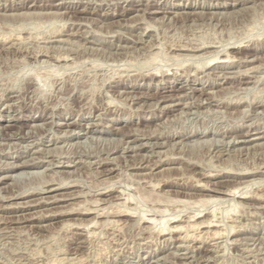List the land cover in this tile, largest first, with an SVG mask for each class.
<instances>
[{
  "label": "rangeland",
  "instance_id": "obj_1",
  "mask_svg": "<svg viewBox=\"0 0 264 264\" xmlns=\"http://www.w3.org/2000/svg\"><path fill=\"white\" fill-rule=\"evenodd\" d=\"M0 9V264H264V0Z\"/></svg>",
  "mask_w": 264,
  "mask_h": 264
},
{
  "label": "bare ground",
  "instance_id": "obj_2",
  "mask_svg": "<svg viewBox=\"0 0 264 264\" xmlns=\"http://www.w3.org/2000/svg\"><path fill=\"white\" fill-rule=\"evenodd\" d=\"M49 2H50V1H49ZM154 3H155V2H154ZM49 4H50V3H49ZM231 4H232V3H231ZM179 5H180V4H179ZM44 6H45V5H44ZM209 6H210V5H209ZM11 7H12V6H11ZM123 7H124V6H123ZM210 7H211V6H210ZM17 8H18V7H17ZM17 8H16V9H17ZM149 8H150V7H149ZM16 9H15V10H16ZM156 9H157V8H156ZM159 9H160V8H159ZM0 10H1V9H0ZM184 11H185V10H184ZM75 12H76V11H75ZM91 12H92V11H91ZM142 12H143V11H142ZM158 12H159V11H158ZM78 13H79V12H78ZM161 14H162V13H161ZM137 16H138V14H137ZM167 17H168V16H167ZM169 17H170V16H169ZM169 17H168V18H169ZM169 20H171V19H169ZM147 23H148V22H147ZM149 24H150V23H149ZM56 33H57V32H56ZM56 33H55V34H56ZM4 35H5V34H4ZM11 35H12V34H11ZM72 35H73V34H72ZM0 36H1V35H0ZM15 36H16V35H15ZM19 36H20V35H19ZM56 36H57V35H56ZM3 37H4V36H3ZM10 37H11V36H10ZM5 38H6V37H5ZM5 38H3V39L5 40ZM19 38H21V37H19ZM22 38H23V37H22ZM0 39H1V38H0ZM12 39H13V38H12ZM14 39H15V38H14ZM57 39H58V38H57ZM20 40H21V39H20ZM42 40H43V39H42ZM62 40H63V39H62ZM66 40H67V39H66ZM50 41H51V40H50ZM55 41H56V40H55ZM4 43H5V41H4ZM4 43H3V44H4ZM6 44H7V43H6ZM9 44H10V43H9ZM204 45H205V44H204ZM8 46H9V45H8ZM11 46H12V45H11ZM153 46H154V45H153ZM13 47H14V45H13ZM117 47H118V46H117ZM181 47H182V46H181ZM205 47H206V46H205ZM187 48H188V47H187ZM203 48H204V47H203ZM181 49H182V48H181ZM184 49H185V48H184ZM47 50H48V49H47ZM181 51H182V50H181ZM189 51H190V50H189ZM47 52H48V51H47ZM156 52H157V51H156ZM191 52H192V51H191ZM158 53H159V52H157V54H158ZM181 53H182V52H181ZM43 54H44V53H43ZM157 54H155V55H157ZM227 54H228V53H227ZM153 55H154V54H153ZM187 55H188V54H187ZM195 55H196V54H195ZM195 55H194V56H195ZM225 55H226V54H225ZM159 56H160V55H159ZM189 56H191V55H189ZM189 56H188V58H189ZM197 56H199V55H197ZM215 56H217V55H215ZM215 56H213V58H216ZM226 56H227V55H226ZM232 56H233V55H232ZM62 57H63V56H62ZM65 57H66V56H65ZM153 57H154V56H153ZM157 57H158V56H157ZM157 57H156V58H157ZM209 57H210V56H209ZM228 57H229V56H227V58H228ZM67 58H69V57H67ZM158 58H159V57H158ZM182 58H185V57H182ZM190 58H191V57H190ZM190 58H189V59H190ZM256 58H257V57H256ZM151 59L154 60L155 57H154V58H151ZM216 59H217V58H216ZM221 59H222V58H221ZM228 59H229V58H228ZM253 59H254V58H253ZM209 60H210V59H209ZM213 60H214V59H213ZM233 60H234V59H233ZM245 60H246V59H245ZM250 60H251V59H250ZM156 61H157V59H156ZM160 61H161V60H160ZM221 61H222V60H221ZM226 61H227L226 59H223L222 62L225 63ZM230 61H231V60H230ZM230 61H228V62H230ZM209 62H211V61H209ZM212 62H214V61H212ZM218 63H219V62H218ZM248 64H249V63H248ZM221 65H222V64H221ZM157 67H158V66H157ZM155 69H156V68H155ZM252 70H254V69H252ZM245 72H247V71H245ZM249 72H251L250 69H249ZM257 72H258V70H257ZM163 73H164V72H163ZM222 73H223V72H222ZM252 73H253V72H252ZM164 74H165V73H164ZM243 74H244V73H243ZM218 75H219V74H218ZM224 75H225V74H224ZM226 77H227V75H226ZM245 77H246V76H245ZM201 78H202V77H201ZM222 78H223V77H222ZM192 83H193V82H192ZM213 85H214V84H213ZM220 86H221V85H220ZM246 87H247V86H246ZM194 88H195V87H194ZM200 89H201V88H200ZM171 90H172V89H171ZM205 90H206V89H205ZM168 91H169V90H168ZM209 91H210V90H209ZM209 91H208V92H209ZM119 92H120V91H119ZM184 93H185V92H184ZM203 93H204V92H203ZM150 96H151V95H150ZM180 96H181V95H180ZM190 96H191V95H190ZM134 98H135V97H134ZM170 98H171V97H170ZM190 98H191V97H190ZM178 99H180V98H178ZM167 100H168V99H167ZM239 101H240V100H239ZM188 102H190V101H188ZM176 103H177V102H176ZM181 103H182V102H181ZM183 103H184V102H183ZM183 103H182V105L185 104V103H184V104H183ZM191 103H192V102H191ZM191 103H190V104H191ZM202 103H203V102H202ZM192 105H193V104H192ZM199 105H200V104H199ZM159 106H160V105H159ZM184 106H185V105H184ZM167 107H168V106H167ZM185 107H186V106H185ZM239 107H240V106H239ZM189 109H190V108H189ZM166 113H167V112H166ZM35 119H36V118H35ZM31 121H32V120H31ZM136 122H137V121H136ZM63 124H64V123H63ZM93 124H94V123H93ZM71 125H72V124H71ZM6 126H7V125H6ZM7 127H8V126H7ZM32 127H33V125H32ZM34 127H35V126H34ZM36 127H37V126H36ZM95 127H96V126H95ZM91 128H92V127H91ZM33 129H34V128H33ZM65 129H66V128H65ZM19 130H20V129H19ZM138 130H139V129H138ZM64 131H65V130H64ZM20 133H21V131H20ZM27 133H28V132H27ZM252 133H253V132H252ZM9 134H10V133H9ZM9 134H8V135H9ZM12 134H13V133H12ZM64 134H65V132H64ZM68 134H69V133H68ZM24 135H25V134H24ZM229 136H230V135H229ZM233 136H234V135H233ZM238 136H240V135H238ZM17 137H18V136H17ZM149 137H150V136H149ZM224 137H225V136H224ZM253 137H254V136H253ZM61 138H62V137H61ZM135 138H136V137H135ZM141 138H142V137H141ZM150 138H151V137H150ZM262 138H264V135H263L262 137H261V136H260V137H259V136H258V137H255V139H253V140L262 139ZM138 139H139V138H138ZM158 139H159V138H158ZM231 139H232V138H231ZM250 139H251V138H250ZM52 140H53V139H52ZM54 140H55V139H54ZM251 140H252V139H251ZM253 140H252V141H253ZM132 141H133V140H132ZM139 141H140V140H139ZM156 141H157V140H156ZM230 141H231V140H230ZM252 141H251V142H252ZM55 142H56V141H55ZM136 142H137V141H136ZM201 142H202V141H201ZM234 142H235V141H234ZM236 142H237V141H236ZM155 143H156V142H155ZM197 143H198V141H197ZM229 143H230V142H229ZM131 144H132V143H131ZM144 144H145V143H144ZM160 144H161V143H160ZM176 144H177V143H176ZM204 144H205V143H204ZM145 145H146V144H145ZM162 145H163V144H162ZM228 145H229V144H228ZM234 145H235V144H234ZM136 146H137V145H136ZM155 146H156V145H155ZM134 147H135V146H134ZM137 147H138V146H137ZM148 147H149V146H148ZM235 147H236V146H235ZM135 148H136V147H135ZM247 148H248V147H247ZM121 149H122V148H121ZM124 149H125V148H124ZM127 149H128V148H127ZM47 150H48V149H47ZM239 150H240V149H239ZM225 151H226V150H225ZM243 151H244V150H243ZM32 152H33V151H32ZM44 152H46V151H44ZM48 152H49V151H48ZM157 154H158V153H157ZM159 154H160V152H159ZM136 155H137V154H136ZM35 156H36V155H35ZM108 157H109V156H108ZM22 158H23V157H22ZM39 158H41V157H39ZM31 160H32V159H31ZM35 160H36V159H35ZM71 160H72V159H71ZM43 161H44V159H43ZM23 162H24V161H23ZM26 162H27V160H26ZM56 162H57V161H56ZM153 162H154V161H153ZM24 163H25V162H24ZM28 163H29V162H28ZM51 163H52V162H51ZM78 163H79V162H78ZM54 164H55V163H54ZM12 165H13V164H12ZM12 165H10V167H11ZM44 165H45V164H44ZM60 165H61V164H60ZM24 166H25V165H24ZM54 166H55V165H54ZM15 167H17V166H15ZM100 167H101V166H100ZM49 170H50V169H49ZM106 170H107V169H106ZM253 171H254V170H253ZM56 172H57V171H56ZM69 172H70V171H69ZM22 173H23V172H22ZM22 173H21V174H22ZM239 174H240V173H239ZM242 174H244V173H242ZM19 175H20V173H19ZM209 175H211V174H209ZM3 179H4V178H3ZM62 181H63V180H62ZM73 183H74V182H73ZM199 183H200V182H199ZM62 184H63V183H62ZM205 184H206V183H205ZM210 184H211V183H210ZM67 185H68V184H67ZM75 185H76V184H75ZM206 185H207V184H206ZM69 186H71V185H69ZM213 187H214V186H213ZM110 188H111V187H110ZM208 188H209V187H208ZM237 188H238V187H237ZM108 189H109V188H108ZM233 189L235 190V187H233ZM239 189H240V186H239ZM44 190H45V189H44ZM114 191H115V190H114ZM230 191H231V190H230ZM232 191H233V190H232ZM232 191H231V192H232ZM104 192H105V190H104ZM216 192H217V191H216ZM220 192H221V191H220ZM228 192H229V190H228ZM236 192H237V191H236ZM234 193H235V192H234ZM251 194H252V193H251ZM122 195H123V194H122ZM122 195H121V196H122ZM20 196H21V194H20ZM242 196H243V195H242ZM247 196H249V195H247ZM110 198H111V197H110ZM122 198H124V197H122ZM122 198H121V199H122ZM125 198H126V196H125ZM240 198H241V196H240ZM216 199H217V198H216ZM218 199H219V198H218ZM218 199H217V200H218ZM103 200H104V199H103ZM211 200H214V199H211V198H209V199L204 198L203 200L201 199V201H202V203H203L202 205H204V203H210ZM95 201H96V200H95ZM131 201H132V200H131ZM196 201H197V200H196ZM199 201H200V199H199ZM201 201H200V202H201ZM194 202H195V199H194ZM200 202H199V204H200ZM132 203H133V202H132ZM192 203H193V201H192ZM211 203H212V202H211ZM211 203H210V204H211ZM99 204H100V203H99ZM125 204H126V203H125ZM127 204H128V203H127ZM129 204H130V203H129ZM189 204H190V203H189ZM195 204H198V203L195 202ZM214 204H215V203H214ZM200 205H201V204H200ZM202 205H201V207H202ZM205 205H206V204H205ZM234 205H235V204H234ZM193 206H194V205H193ZM239 206H240V205H239ZM244 206H245V205H244ZM238 208H239V207H238ZM154 209H156V208H154ZM119 210H120V209H119ZM125 210H126V209H125ZM90 211H91V210H90ZM104 211H105V210H104ZM209 211H210V210H209ZM102 212H103V210H102ZM110 212H111V211H110ZM130 212L132 213V211H130ZM154 212H157V209H156V211L154 210ZM165 212H166V211L164 210V214H165ZM192 212H193V211H192ZM207 212H208V211H207ZM80 213H82V212H80ZM85 213H86V212H85ZM91 213H92V212H91ZM134 213H135V212H134ZM189 213H190V212H189ZM195 213H196V212H195ZM195 213H194V214H195ZM78 214H79V213H78ZM99 214H100V212H99ZM109 214H110V213H109ZM119 214H120V213H119ZM141 214H142V213H141ZM146 214H147V213H146ZM173 214H174V213H173ZM194 214H193V215H194ZM198 214H199V213H198ZM133 215H134V214H133ZM133 215H132V216H133ZM98 216H100V215H98ZM102 216H103V215H102ZM113 216H114V215H113ZM147 216H148V215H147ZM190 216H191V215H190ZM190 216H189V217H190ZM200 216H201V214H200ZM140 217H141V216H140ZM166 217H167V216H166ZM176 217H177V216H176ZM180 217H181V216H180ZM153 218H154V217H153ZM153 218H150V219L152 220ZM168 218H169V217H168ZM168 218H167V219H168ZM171 218H172V217H171ZM171 218H170V219H171ZM190 218H191V217H190ZM194 218H195V217H194ZM205 218H206V217H205ZM143 219H144V218H143ZM167 219H166V221H167ZM173 219H174V218H173ZM178 219H179V218H178ZM211 219H212V218H211ZM189 220H190V219H188V221H189ZM214 220H215V217H214ZM140 221H141V220H140ZM149 221H150V220H149ZM152 221H153V220H152ZM155 221H156V220H155ZM158 221H159V220H158ZM171 221H172V220H171ZM171 221H170V222H171ZM181 221H182V220H181ZM186 221H187V220H186ZM191 221H192V219H191ZM208 221H209V220H208ZM219 221H220V220H219ZM112 222H113V221L111 220V223H112ZM115 222H116V220H115ZM120 222H121V221H120ZM144 222H145V221H144ZM163 222H165V220H164ZM195 222H196V221H195ZM91 223H94V225H95V224H98V223H95V222H93V221H92ZM104 223H105V222H104ZM116 223H117V222H116ZM206 223H207V222H206ZM218 223H219V222H218ZM118 224H119V223H118ZM156 224H158V223H156ZM159 224H160V223H159ZM164 224H165V223H164ZM183 224H184V223H183ZM196 224H197V223H196ZM196 224H194V225H196ZM208 224H209V222H208ZM83 225H84V224H83ZM94 225H92V227H93ZM121 225H122V224H121ZM166 225H167V224H165V226H166ZM189 225H190V224H189ZM189 225H188V227H189ZM201 225H202V224H201ZM210 225L213 226L211 223H210ZM222 225H223V224H222ZM182 226H183V225H182ZM196 226H197V225H196ZM196 226H194V227H196ZM214 226H215V225H214ZM220 226H221V225H220ZM86 227H87V225H86ZM148 227H149V226H148ZM170 227H171V226H170ZM176 227L180 228V227L177 226V225H176ZM176 227H175V228H176ZM185 227H186V226H185ZM190 227H191V226H190ZM202 227H203V226H202ZM205 227H206V226H205ZM215 227H216V226H215ZM162 228H163V226H162ZM162 228H161V229H162ZM175 228L173 229V231L175 230ZM181 228H182V227H181ZM186 228H187V227H186ZM192 228H193V226H192ZM222 228H225V226L222 227ZM81 229H82V228H81ZM166 229H167V228H166ZM190 229H191V228H190ZM162 230H163V229H162ZM193 230H194V229H193ZM215 230H216V229H215ZM159 231H160V230H159ZM202 231H203V230H202ZM211 231H212V230H211ZM232 231H233V229H232ZM182 232H183V231H182ZM237 232H238V231H237ZM89 233H90V232H89ZM159 233H160V232H159ZM159 233H158V234H159ZM163 233H164V232H163ZM235 233H236V232H235ZM214 234H215V235H219V234H220V236H221V232H214ZM162 235H163V234H162ZM195 235H196V234H195ZM204 235H205V234H204ZM223 235H225V234H223ZM229 235H230V234H229ZM184 236H185V235H184ZM206 236H207V235H206ZM178 237H179V236H178ZM185 237H186V236H185ZM221 237H222V236H221ZM200 238H201V237H200ZM177 239H178V238H177ZM182 239H183V238H182ZM198 239H199V237H198ZM217 239H218V238H217ZM171 240H172V239H171ZM194 240H195V239H194ZM236 240H237V239H236ZM165 241H166V240H165ZM174 241H175V240H174ZM183 241H184V240H183ZM198 241H199V240H198ZM202 241H203V240H202ZM185 242H186V241H185ZM216 243H217V242H216ZM182 245H183V244H182ZM184 245H185V244H184ZM179 247H180V246H179ZM186 247H187V246H186ZM196 247H197V246H196ZM175 248H176V246H175ZM189 248H190V247H189ZM192 250H193V249H192ZM193 251H194V250H193ZM149 252H150V251H149ZM157 252H158V251H157ZM195 252H196V251H195ZM169 254H170V253H169ZM185 254H186V253H185ZM172 256H173V255H172ZM154 257H155V256H154ZM165 257H167V256H165ZM187 257H188V256H187ZM177 258H179V257H177ZM160 259H161V258H160ZM166 259H167V258H166ZM195 259H196V258H195ZM177 260H178V259H177ZM180 260H181V259H180ZM204 260H205V259H204ZM198 261H199V260H198ZM163 263H164V262H163ZM180 264H181V263H180Z\"/></svg>",
  "mask_w": 264,
  "mask_h": 264
}]
</instances>
